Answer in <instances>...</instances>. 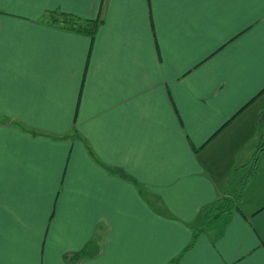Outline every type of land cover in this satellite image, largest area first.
Here are the masks:
<instances>
[{
  "label": "crops",
  "instance_id": "0c3cea01",
  "mask_svg": "<svg viewBox=\"0 0 264 264\" xmlns=\"http://www.w3.org/2000/svg\"><path fill=\"white\" fill-rule=\"evenodd\" d=\"M262 133L264 0H0V264H168L236 195L178 264H264Z\"/></svg>",
  "mask_w": 264,
  "mask_h": 264
},
{
  "label": "trees",
  "instance_id": "16d2710c",
  "mask_svg": "<svg viewBox=\"0 0 264 264\" xmlns=\"http://www.w3.org/2000/svg\"><path fill=\"white\" fill-rule=\"evenodd\" d=\"M99 17L93 20L90 19H81L72 14H67L63 12H57L55 14H49L42 18V23L44 24H56L60 29L71 31L78 34H84L93 39L96 29L100 23ZM264 150V134L262 133L261 138L256 145L255 151L251 158L252 169L256 164V160L258 158L259 153ZM119 176L127 178L124 174L117 172ZM239 195L232 197H220L216 200L215 203L209 205L205 208L200 215V218L192 228L193 234L189 243L179 252L177 256L172 258L168 264H178L179 260L190 250L199 234L203 231V227L206 223L215 217H218L222 214H230L232 211L236 210L238 207ZM98 253V242L96 240L89 241L82 250L76 252L74 254L68 255L64 257V259L68 262H77L80 259L84 258H93Z\"/></svg>",
  "mask_w": 264,
  "mask_h": 264
},
{
  "label": "rangeland",
  "instance_id": "374dc122",
  "mask_svg": "<svg viewBox=\"0 0 264 264\" xmlns=\"http://www.w3.org/2000/svg\"><path fill=\"white\" fill-rule=\"evenodd\" d=\"M210 221H211V220H210ZM210 221H209V222H210ZM213 222H214V221H213ZM213 222L209 223V225L207 226V228L210 227V226L213 224Z\"/></svg>",
  "mask_w": 264,
  "mask_h": 264
}]
</instances>
